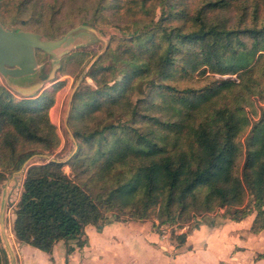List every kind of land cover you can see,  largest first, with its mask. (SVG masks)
Returning <instances> with one entry per match:
<instances>
[{
    "label": "trees",
    "instance_id": "obj_1",
    "mask_svg": "<svg viewBox=\"0 0 264 264\" xmlns=\"http://www.w3.org/2000/svg\"><path fill=\"white\" fill-rule=\"evenodd\" d=\"M121 2L129 19L118 27L129 37L93 64V87L73 95L76 150L65 163L26 167L15 238L49 254L109 217L151 216L159 228L218 208L233 221L254 212L251 232L264 231V108L254 123L246 111L264 100V0H0V22L40 30L78 3L90 14L82 24L95 26ZM14 97L0 85V182L60 143L48 116L54 91Z\"/></svg>",
    "mask_w": 264,
    "mask_h": 264
},
{
    "label": "crops",
    "instance_id": "obj_2",
    "mask_svg": "<svg viewBox=\"0 0 264 264\" xmlns=\"http://www.w3.org/2000/svg\"><path fill=\"white\" fill-rule=\"evenodd\" d=\"M255 214L233 221L223 212L195 216L184 244L160 235L155 220L86 226L78 240L59 241L49 254L20 243L13 233L7 264H264V231L252 233ZM160 228V227H159ZM158 229V228H157ZM156 230V231H155ZM159 231V230H158Z\"/></svg>",
    "mask_w": 264,
    "mask_h": 264
},
{
    "label": "rangeland",
    "instance_id": "obj_3",
    "mask_svg": "<svg viewBox=\"0 0 264 264\" xmlns=\"http://www.w3.org/2000/svg\"><path fill=\"white\" fill-rule=\"evenodd\" d=\"M121 3L124 6L123 9H113L112 15H108L107 16L108 19L107 18L105 19L106 22L102 24H97L95 26H91L88 23L82 24V20L89 19L90 14L89 13L86 14L84 10L81 8L80 6L81 4L78 3L75 4L69 3L66 9L62 12L61 17L58 20H56L55 24L53 25L49 24V22H47L46 20L44 22H41V25L37 24V27L40 30H37L34 27L33 28L25 27L21 29L20 27L17 28L16 26H6L0 22L6 29L14 28L17 30L33 32L43 36L48 40L61 39L68 32H70L73 29H78V27L80 26L91 28L96 33L95 34L89 31L79 30V29L78 31L71 33L70 38L72 39L79 38L81 39L80 41H82V43L75 46L74 49L69 54L62 56L59 60H56L54 57L47 55L43 52L36 51L35 56L37 60V65L39 67L38 72L33 77L28 79L27 83L30 84V83L41 82L44 83V88H43L45 89L44 91L46 90L54 91V104L48 110V116L51 124L54 125L56 129V134L59 138L60 143L57 149L51 154V156H47L45 154L43 156L32 157L31 159L28 160L26 167L30 164H41L51 159H58L61 161H65L71 156L70 155L71 151L74 150V148H72V145L74 143L70 138L69 133L66 130V126H67L66 115L68 111L69 97L75 84L81 77H82V81L80 85H89L93 87L94 84L92 83L91 79L87 77L88 72L90 71L93 64L100 57L104 56L109 48L114 49L117 46L120 38L129 37L122 34L118 27L121 24H125V21L129 19V16L125 14L126 2H121ZM50 28L53 29L54 31H57V33L63 32V34L61 35L59 34L57 38H50L47 35H45L44 32H42ZM98 54L100 56L98 57V59L94 60V58ZM92 60L93 63L91 64ZM55 64H60V67L59 69H57L55 73L54 82L47 83L46 81L47 77ZM102 65L103 67H109L112 65V62L111 60H106L104 63H102ZM215 78H219V76H216ZM231 78L236 79L235 76H232ZM262 82H263L262 86L264 90V77ZM0 85H4L6 87L5 82L1 76H0ZM10 91L14 94L15 96L14 98L16 100L34 99L43 92V91L39 92L31 98H23L15 94L12 90ZM252 100H253L252 107L247 108L246 111L248 113L249 118L251 119V123H254L258 120L259 116L262 113V108H264V100L261 99L259 96L254 97ZM247 135L248 134L246 132L240 137L241 143L245 141ZM21 168L19 171H21ZM64 170L66 171V173H69L68 167H65ZM18 172H15L13 174H16ZM11 177L12 174L7 176L4 181L0 182V194L2 189L4 188V185L9 182ZM217 212H223V214L225 215V209L223 208L221 211H217ZM109 218L111 219V217ZM148 218H152V217L149 216ZM9 219H10V215L8 216V223H9ZM193 224L194 223L189 222L182 226H177V225L162 226L158 229L156 228V230L160 235H165V236L169 235L170 236L169 241H172L173 243H175V245H177L179 244L177 239L178 235H180L181 233H190ZM5 257L6 254L3 250V246L0 241V264H7Z\"/></svg>",
    "mask_w": 264,
    "mask_h": 264
},
{
    "label": "water",
    "instance_id": "obj_4",
    "mask_svg": "<svg viewBox=\"0 0 264 264\" xmlns=\"http://www.w3.org/2000/svg\"><path fill=\"white\" fill-rule=\"evenodd\" d=\"M78 29L95 33L93 29L85 26H80ZM78 29L71 30L61 39L48 40L33 32L14 28L6 29L0 23V76L4 80L6 87L23 98H31L35 94L44 91V83H27L28 79L38 72L39 67L35 56L36 51L43 52L59 60L62 56L69 54L75 46L82 43L79 38H70L71 33L78 31ZM99 56L98 54L94 60L98 59ZM59 67L60 64L53 66L47 77V83L54 82L55 73ZM81 81L82 77L77 81L71 91L66 118L68 117L73 95ZM66 130L75 145V151L76 142L67 126ZM66 160L62 161V163H65ZM27 163L28 161L23 164L21 170L26 167Z\"/></svg>",
    "mask_w": 264,
    "mask_h": 264
},
{
    "label": "built area",
    "instance_id": "obj_5",
    "mask_svg": "<svg viewBox=\"0 0 264 264\" xmlns=\"http://www.w3.org/2000/svg\"><path fill=\"white\" fill-rule=\"evenodd\" d=\"M25 171L26 167L18 173L12 174L11 179L4 185L0 194V241L8 255L12 252L10 239L13 236L10 221L8 223V216L13 215L16 211L22 192ZM221 210L222 208H218L216 212Z\"/></svg>",
    "mask_w": 264,
    "mask_h": 264
}]
</instances>
